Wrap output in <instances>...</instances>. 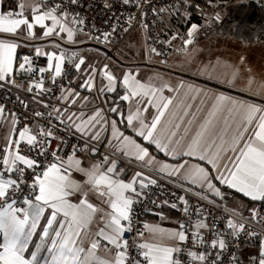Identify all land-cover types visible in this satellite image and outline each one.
Returning <instances> with one entry per match:
<instances>
[{
    "label": "snow or ice",
    "instance_id": "snow-or-ice-1",
    "mask_svg": "<svg viewBox=\"0 0 264 264\" xmlns=\"http://www.w3.org/2000/svg\"><path fill=\"white\" fill-rule=\"evenodd\" d=\"M132 2L141 8L142 0H123L126 5ZM78 4L80 0H24L18 5L19 11H0V34H6L0 35V90L16 88L31 95L30 100L16 96L19 106L31 111L30 116L0 103V122L9 123L5 142L0 144V264H243L239 254L241 236L249 243L260 241L258 255H251L248 264H264V212L253 207L246 216L235 208L229 209L224 203L227 193L218 186L234 189L252 201H264V106L213 95L205 118L188 138L197 113L203 110L197 107L193 111L190 103L201 94L200 89L183 83L176 87L168 83L156 85L151 80L143 83L131 72L118 78L109 64L99 68L86 64L84 56L76 51L69 53L55 40L49 41L56 49L52 52L23 42L53 36L63 40L62 34H66V42L80 43L76 37L84 31L79 26L85 19L68 10L70 5ZM153 11L170 13L172 9ZM132 19L135 17L130 16L129 21ZM35 25L42 29L39 36ZM197 31L198 26L192 24L186 36L179 38L184 45H192ZM115 32L113 27L101 36L87 35L110 44ZM178 36L165 43L171 46ZM21 46L33 48L36 57L46 56L47 65L36 67L30 55L18 57ZM149 51L161 55L156 48ZM65 63L86 77L78 87L95 92V99L105 106H96L94 99L58 83L66 76ZM118 79L124 89L119 99L128 102L127 114L115 101V106H107L105 100L106 93L117 91ZM57 87L60 95L56 99L63 102V107L50 102ZM165 89L185 91L172 97L164 95ZM77 99L81 101L78 111H71ZM31 104L45 111L31 110ZM89 105H93L91 112ZM150 108L154 113L149 118L146 114ZM110 113L119 119L111 118ZM189 116L191 119L185 122ZM120 124L178 162L173 165L157 160L148 147L126 135ZM58 132L79 134L84 140L83 150L93 155L100 152L99 144L106 135L107 151L91 167H82L76 156L81 150L77 145H71L70 153L61 155L67 141ZM54 141H58L55 147ZM183 157L203 161L204 165L179 162ZM121 161L136 163L143 171H136L126 182L122 178L126 170L119 167ZM73 171L87 178L84 184L97 193L109 211L89 202L88 191H81L82 185L72 178ZM162 180L182 190L181 195L171 193L174 200L162 203L179 209L185 219L176 229L145 224L151 240L126 239L125 234L133 232L134 205L149 196L147 190L151 187L161 188ZM76 193L81 195L78 203L69 199ZM191 197H196L195 203ZM150 203L160 206L156 200ZM208 205L229 215H214ZM101 212L103 226L92 232L89 226ZM137 235L144 237L145 232L138 231ZM89 237L91 242L85 248ZM165 239L172 243H165ZM101 248L110 258L97 254ZM132 249H136L135 254Z\"/></svg>",
    "mask_w": 264,
    "mask_h": 264
},
{
    "label": "built area",
    "instance_id": "built-area-1",
    "mask_svg": "<svg viewBox=\"0 0 264 264\" xmlns=\"http://www.w3.org/2000/svg\"><path fill=\"white\" fill-rule=\"evenodd\" d=\"M233 0L228 1H209L204 2L203 0H188L187 3L183 5L193 4L199 10H202V20L198 23H194L198 26V31L196 33L195 39L192 45H184L183 40L179 37L186 36L187 31L190 29L188 27L187 30H176L171 27L169 24L170 17L177 13L175 9L178 8L179 4L183 3L184 0H147V2L141 3V8L143 9V15L141 14V8H137L136 3L132 2L129 4H124L123 0H80V4L78 5H70L69 11L73 14L79 13L81 17L85 19V23L81 25L84 29V33H90L93 36H101L104 32H111L113 27L116 28V32L113 34V38L110 44L104 42H97L96 40L89 39L90 42L102 45L109 49V52L106 56H103L104 59L116 54L120 47L124 45V43L134 34L137 29L143 30L147 37V44L150 48H156L161 56L168 55L170 53L180 54L187 52L190 47L198 44L201 38L205 35L208 28L213 24L217 16H220V12L229 4H231ZM256 5L264 6V0H251ZM24 0H0V5L4 6L5 13L8 11H19L18 5L23 3ZM60 2V0H57ZM109 6L106 7L105 4ZM161 7L171 8L172 11L170 13H159L154 12L153 9H159ZM135 17L129 21V17ZM147 24L148 27L145 28L144 25ZM125 29H128L125 31ZM179 34L176 40H172L171 46L165 41L171 40L172 36ZM34 64L36 67H45L46 64L41 58L34 57ZM65 72L66 76L59 78L58 83L63 84L66 87L69 84L71 73L73 67L69 64H65ZM17 79L26 80L27 77H17ZM46 86H49L46 84ZM25 87L27 84L25 83ZM20 95L25 100H30L31 95L21 92L16 88L0 90V103H4L7 109L19 113H23L24 115H31V111L26 112L22 107L19 106L16 101V96ZM60 95V89L57 87L54 89V94L51 98V103L56 104L60 107L61 102L57 101L56 97ZM31 110H39L45 111V109L37 104L30 105ZM39 119V118H37ZM55 122V121H54ZM31 123V121H29ZM23 125H18V128ZM57 135L64 136L66 138L67 144L63 148L64 153H70V146L75 144L80 147V151L86 152L90 158L93 160L102 159V154L107 151L105 145L107 140L101 142L99 144L100 152L96 155H93L90 152L83 150L84 140L79 138V134L69 135L64 132H58ZM58 141L53 142V146ZM93 143H96L95 141ZM119 167L125 169H131L133 171H143L136 163L128 164L126 161H121ZM162 185L161 188L151 187L149 190V196L145 197L142 202L134 205L135 214H134V223H133V232L126 233L125 238L131 239L133 237L136 238L137 242H142V237L137 235L138 231H146L144 229V225L147 224V219L150 216V211L156 206V204L150 203V200H156L160 205H164L162 201L165 199L174 200L171 193L175 192L177 195L183 194L180 188L175 187L173 184L168 183L167 180L160 181ZM223 191L227 193L224 203L229 209H237L244 213V215H249V209L255 207L264 212V201H257L254 205H251L250 208L242 210L236 207V192L232 189L222 188ZM192 202H196V197H191ZM199 203L204 204V201H199ZM209 209L212 210L214 215H229V213H224L221 208H213L211 205H208ZM150 209V211H146L145 209ZM177 214L178 223L185 219L184 214L179 210ZM221 227L224 225L221 224ZM241 248L240 252L243 254L246 252V261L251 255H258L260 241L255 240L254 242H247L246 238L241 236L240 238ZM105 243V242H102ZM257 250L256 253H250L249 250ZM203 250V249H200ZM133 254H135L136 249H132ZM241 255V259L243 261L244 256ZM142 259V258H141Z\"/></svg>",
    "mask_w": 264,
    "mask_h": 264
},
{
    "label": "crops",
    "instance_id": "crops-1",
    "mask_svg": "<svg viewBox=\"0 0 264 264\" xmlns=\"http://www.w3.org/2000/svg\"><path fill=\"white\" fill-rule=\"evenodd\" d=\"M0 11L5 12L4 10V6L1 4L0 5ZM46 25H50L51 21H45ZM81 27V26H79ZM34 31L37 33V36L40 35V33L42 32V29L40 28V26L35 25L34 26ZM0 35H6V34H0ZM65 38L63 40H61L59 37L53 36L50 38H44L43 40H36V41H28V40H24V43H34L36 46H39L42 48L43 51L45 52H52V51H56L55 47L53 45H51L49 43L50 40H55L58 43H60L62 45L63 48H66L69 50V53L72 51H76L79 53V55L84 56L86 58V64H91V65H95L97 68H99L102 64L107 63L110 57H114L112 59H115L119 54H123V50L125 48H128L127 45L132 43V40L134 37H132L131 39H129L125 44L126 46L119 51V53H116L106 59L103 58V56H106L108 54V49L106 47H99L100 51L103 50L105 51L104 53H102V55L98 54L95 50L93 49L92 43L89 41L87 35L84 32H81L76 39L78 41H81L80 43H76V44H72V43H68L66 42V34H62ZM22 39V38H21ZM203 37L201 38L200 42L194 46H198L201 42L205 43V47L208 49V51L206 52H210V54H203V53H190L189 50L194 47L192 46L187 52L183 53V55L180 56H176L173 57L171 59V61H174L176 63V65L179 67L176 70V75H171V74H159V73H155L152 71H148L145 67V65H140V67H138V70L135 69H130V71H127L126 69H122L120 67H116L112 64H110L111 70L112 68L114 70H112L114 72V74L116 76H121L122 73H134L136 74V78L138 80H140L143 83L149 82L151 80L152 83L156 84V85H160L161 83H168L173 87L178 86L180 83H183L185 85H191L197 89L201 90V94L197 97V99L195 101H190V103H193L194 107H193V111H195V108L199 107L201 109H203L202 111L197 113V120L196 122L193 124L192 126V130L191 132L188 134V138H190L194 132L197 129V125L203 121V119L205 118L206 115V111L208 110L210 104L212 103L211 97L213 95H219V94H223L225 96H229L232 99L238 100V101H242L248 104H255L257 106H264V102L258 99H262L264 100V96L263 94H261V96H257V95H253L250 94L248 91H243L241 89V85L242 83L239 82H234L231 80V76L227 77L224 75H220V74H215V75H209L207 74V72L203 69V64H201L199 61H205L206 63L208 62H213L215 59H224L226 60H243V62L248 61V60H257V55H253V54H242L240 53V51H236L232 40H226L225 42L221 43V46L218 50H216L214 48V43L216 42L217 39L215 38H206L203 41ZM124 44V45H125ZM94 46H96L95 44H93ZM98 47V46H96ZM23 55H30V56H35L34 54V49L31 47H24L21 46L17 49V56L18 57H22ZM171 55V54H169ZM166 55V56H169ZM88 56H94V59L89 58ZM163 56V57H166ZM253 56V57H252ZM38 58H41L44 63L47 65V58L46 56H40ZM99 59H101V61L99 62ZM185 61H188L190 63V68L188 69V66L186 65ZM143 64H145V62H142ZM66 64V63H65ZM65 68V65H64ZM85 68V66H82L81 71H83ZM189 71V72H188ZM255 72H260L261 77L264 79V68H257L255 70ZM182 73H186L185 75ZM159 74V75H158ZM86 77L81 75V72H78L74 67L71 73V77H70V81L71 84H68L67 87H71V88H75L77 91L80 92L81 96H89L91 99L95 100V105L96 106H105L101 104V101L98 99H95L96 97V93L92 92L89 93L86 89L84 88H79L78 86L83 83L84 79ZM204 79L216 84H210V83H206V82H202L199 79ZM121 82V79H120ZM104 83H107V81L105 80ZM119 85L117 86V91L114 93H106L105 94V100L108 101V105L107 106H115L113 105V101H115L117 103L119 99L120 95L124 94V89L121 87V89L119 88ZM185 89H181L179 93L177 92H169L167 91V89H165L164 91V95L165 96H172V97H177L178 95H183ZM206 94V95H205ZM258 98V99H256ZM201 100L204 101L203 104H201ZM120 107L121 109L125 112V114H127V108H128V102L122 101L120 100ZM81 103V101L79 99H77V104L73 105L71 108V111H78V105ZM118 104V103H117ZM64 104L63 102H61L60 107H63ZM93 109V105H89L88 106V111L91 112ZM154 113V109H149L148 113L146 114L149 118L152 116V114ZM111 116V118L113 119H119L115 113H110L109 114ZM191 119V117H185V122ZM9 127V123L8 121H2L0 122V144H3L5 141L3 140V137L5 135H7V129ZM119 127L121 128V130L125 131L126 135H130L133 136L138 143H141L143 146L148 147L150 153L152 155H155L157 160L162 161V162H167L169 164H176L178 161L177 160H173V158L171 156H166L164 153L159 152L154 145H150L148 144L147 141H143L141 138L139 137H135L134 133H132L131 129H125L124 124H120ZM183 131V126L181 128V132ZM179 135V134H178ZM107 140L106 139V135L104 138H102V142ZM77 158H79L82 161L81 166L82 167H91L92 164L96 163V160H93L92 158H90V156L83 151H78L76 153ZM183 160H188L189 163H200L202 165H204L203 161H198L195 158H191V157H183L181 158V160L179 162H183ZM206 167H208L209 169L211 168V166L205 165ZM125 174L123 175V179L127 182L131 180V177L134 175V173L136 171H133L131 169H125ZM72 178L75 179L77 182H79L82 185V189L81 191H88V200L89 202L93 203L94 205L103 208L104 211H109L110 209L108 208L107 204H102L101 203V198L98 197L97 193L94 191H89L90 186L89 185H85L84 181L87 179L82 173L73 171L72 172ZM221 188H223L224 186L222 185H218ZM234 190V189H232ZM235 191V190H234ZM236 192V191H235ZM81 198L80 193H76L74 196L70 197L69 199L74 202V203H78L79 199ZM236 207L242 210L248 209L250 208L251 204L253 203L252 200H250V198L245 197L242 193L236 192ZM103 216V213H97L94 219V222L89 226L90 230L92 232L98 231L100 227L103 226V220L101 219V217ZM147 225H154V226H159L160 228H164V229H176L178 227V220H177V214L176 211H174V209L168 207L167 205H160L159 207L155 206L151 211H150V216L147 219ZM91 237L87 238L84 242V246L85 248H87L91 242ZM152 236L150 233H148L147 231H145V235L144 237H142V242L144 240H151ZM160 239V238H157ZM165 243H172L171 241H167L166 239L164 240ZM106 243V242H105ZM256 249L255 250H249L248 252L250 253H256ZM98 255L104 257V256H109L110 258V254H106L103 251V248L98 250ZM244 259H243V264H248V261H246V252L243 254Z\"/></svg>",
    "mask_w": 264,
    "mask_h": 264
},
{
    "label": "rangeland",
    "instance_id": "rangeland-1",
    "mask_svg": "<svg viewBox=\"0 0 264 264\" xmlns=\"http://www.w3.org/2000/svg\"><path fill=\"white\" fill-rule=\"evenodd\" d=\"M134 38L132 43L127 45L128 48L123 50V54H119L115 59L114 57H110L107 64H112L116 67H120L122 69H126L130 71V69L138 70L137 68L140 65H145L148 71L155 72L156 74H171L176 75V70L179 68L174 61H171L173 57L180 56L183 54H171L169 56L163 57L161 55H156L155 53H150V47L147 44V37L143 30L137 29L136 33L132 35ZM206 38H213V37H205ZM92 43V42H91ZM128 43V42H127ZM126 43V44H127ZM221 41L216 40L214 43V48L218 50L221 46ZM234 48H239L237 42L233 41ZM92 43V48L96 49L95 51L102 55L105 51H100V46L96 47ZM123 45L124 47L126 46ZM205 43L201 42L198 46L192 47L189 52L190 53H203V54H210L208 49L204 46ZM120 47L117 53L122 50L124 47ZM242 54H253L257 55V60H248L243 62V60H224V59H215L213 62L206 63L205 61H199L203 64V69L209 75L220 74L227 77L231 76V80L234 82H241V89L243 91H248L250 94L264 96V79L261 77L260 72H255L257 68H264V42L256 43L252 45L244 46L243 49H240ZM91 59H94V56H88ZM253 57V56H252ZM101 59H99V62ZM142 62H145L143 64ZM188 69L190 68V63L185 61ZM177 68V69H176ZM112 70H114L112 68ZM189 72V71H188ZM158 74V75H159ZM186 74V73H182ZM121 78V76H117ZM118 84H121L120 79H118Z\"/></svg>",
    "mask_w": 264,
    "mask_h": 264
},
{
    "label": "trees",
    "instance_id": "trees-1",
    "mask_svg": "<svg viewBox=\"0 0 264 264\" xmlns=\"http://www.w3.org/2000/svg\"><path fill=\"white\" fill-rule=\"evenodd\" d=\"M209 2L213 0H203ZM228 1V0H217ZM179 4L176 14L170 17L169 24L176 30H187L192 24L202 20V10H199L193 4ZM219 18L215 19L213 24L206 31L205 37H213L218 41L225 42L233 40L238 43L239 48L236 51L242 52L244 46L264 42V6L256 5L251 0H233L221 12ZM202 82L216 84L204 79H199ZM121 89V86L119 85ZM258 99V98H256ZM264 102L262 99H258ZM117 103L120 105L121 101ZM257 201H253L254 205ZM176 214H178V211ZM243 252H240L242 255Z\"/></svg>",
    "mask_w": 264,
    "mask_h": 264
},
{
    "label": "clouds",
    "instance_id": "clouds-1",
    "mask_svg": "<svg viewBox=\"0 0 264 264\" xmlns=\"http://www.w3.org/2000/svg\"><path fill=\"white\" fill-rule=\"evenodd\" d=\"M132 37H133V36H131L129 39H131ZM129 39H128V40H129ZM128 40H127V41H128ZM127 41H126V42H127ZM126 42H125V43H126ZM125 43H124V44H125ZM95 45H98V44H95ZM98 46L104 47V46H102V45H98ZM122 46H123V45H122ZM122 46H121V47H122ZM190 48H191V47H190ZM107 49H108V48H107ZM108 51H109V49H108ZM170 54H173V53H170ZM180 54H183V53H180ZM168 55H169V54H168ZM164 56H166V55H164Z\"/></svg>",
    "mask_w": 264,
    "mask_h": 264
}]
</instances>
